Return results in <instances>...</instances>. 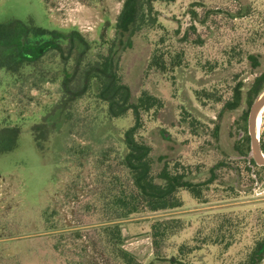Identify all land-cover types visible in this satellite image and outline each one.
<instances>
[{"label":"rangeland","instance_id":"374dc122","mask_svg":"<svg viewBox=\"0 0 264 264\" xmlns=\"http://www.w3.org/2000/svg\"><path fill=\"white\" fill-rule=\"evenodd\" d=\"M122 2L0 0V22L31 17L36 25L75 28L87 40L97 42L92 53L105 52L107 45L98 43L113 38ZM238 9L247 11V15L232 17ZM263 13L264 0H157L152 17L161 26L137 34L132 47L122 53L124 81L137 91L147 88L163 102L156 117L144 116L142 134L148 135L154 126L163 128L168 139L153 137L161 139L159 144L153 143L157 151L171 155V164L178 160L181 166L176 165L177 170L187 172L193 182H207L200 186L204 201L183 191L179 208L110 220L104 209L95 206L96 194L105 188L104 173L121 172L117 165L120 136L132 124L131 114L112 119L114 133L103 132L98 126L104 108L84 96L71 107L70 118L50 139L42 156L27 127L39 121L59 99V83L42 82L39 69L19 73L18 81L0 70V123L20 129L17 146L0 153V264H66L70 257L91 264H119L105 251L96 230L107 223L120 224V245L139 264H172L170 258L174 264H234L243 256L244 247L257 235L256 218L264 211V185L253 182L247 169L254 165L247 158L251 103L246 93L255 73L245 58L247 52H264V36L253 38L251 34ZM159 36L163 37L158 43L161 48L181 50L180 67L134 76L130 67L145 63ZM39 66L42 68V60ZM237 84L241 90L239 103L223 109ZM201 88L211 89L221 99L200 102L195 92ZM260 116L258 132L262 138L264 108ZM247 145L248 150L241 152ZM101 150H105L102 157ZM44 212L57 224L54 229L45 228ZM223 216L243 217L249 226L239 232L241 239L226 251L200 242V237ZM161 217L180 218L184 225L163 243V257L159 259L153 255L149 224ZM57 234L65 245L54 251L52 236ZM181 245L195 249L182 256L178 254Z\"/></svg>","mask_w":264,"mask_h":264},{"label":"trees","instance_id":"16d2710c","mask_svg":"<svg viewBox=\"0 0 264 264\" xmlns=\"http://www.w3.org/2000/svg\"><path fill=\"white\" fill-rule=\"evenodd\" d=\"M155 1L157 0H123L114 25L113 38L108 42L98 43L100 46L107 45L105 52L98 50L92 53L91 50L96 47L97 42L87 40L75 28L61 29L47 27L44 24L36 25L31 17L25 21L14 18L0 22V70L18 81L21 79L19 73L39 69L40 72L42 71V82L58 81L59 83V99L46 109L39 121L32 122L27 127L35 147L42 152V156L50 139L59 134L63 122L70 118L71 107H74L84 96L92 97L104 108L101 110L102 122L98 126L103 132L108 130L114 133L115 126L112 119L131 114L132 124L125 128L120 136L122 148L117 154V165L121 168V172L110 175L104 173L105 188L96 194L95 206L104 209L110 220L127 218L132 214L179 208L183 205L181 195L183 191L188 192L198 201H204L200 186L207 182H193L187 172L177 170L176 165H180L178 160L171 164V155L165 151H157V146H153V143L161 142V139L153 140V137L168 139L164 134L165 130L154 126L150 128L148 135L142 134L146 123L144 116L148 115L150 119L156 117L163 106L162 100L147 88H140L137 91L124 81L121 72L122 53L132 47L134 37L145 30L149 32L161 26L157 19L152 17ZM231 15L234 18H242L247 15V11L238 9ZM253 33V38L264 36V13L261 21L251 32ZM162 41V36L155 40L150 54L144 60L145 63L130 67L129 71H133L134 76L137 77L142 73L144 75L148 70L165 73L180 67L181 50L177 51L171 46L161 48L158 43ZM245 58L251 71L255 73L246 93L247 102L250 104L264 87V68H262L264 52H247ZM41 60L42 68L39 66ZM195 94L200 102L203 99L213 101L221 99V96L211 89L201 88L196 90ZM240 96L241 90L237 84L231 90L230 98L224 102L223 109L236 106ZM19 133V128L0 123V153L10 151L17 146ZM215 134H217V126H215ZM148 136H151V140L147 139ZM260 145L264 151V135L260 138ZM245 150H248V145L241 152L245 153ZM99 153L102 157L105 155V150ZM104 159L101 161H105ZM251 163L254 165L255 178L251 175L250 166H247L249 176L253 182L259 181L264 185V165H256L253 160ZM100 168L101 166H98V169ZM49 217L50 215L44 212L47 230L54 229L57 225ZM242 218L237 216L218 218L217 222L209 227L208 232L200 237V242L205 245L220 246L222 251H226L241 239V236H238L239 232L249 227ZM256 219L254 227L257 235L252 237L250 245L244 247V255L234 264H260L264 257V211H261ZM183 225V221L177 217L155 218L150 222L149 233L154 257L162 259L160 257H163L161 253L163 243L182 230ZM96 230L105 251L116 262L139 264L135 256L120 245L122 241L120 224L107 223L97 227ZM52 237L54 238L52 249L59 251L65 245L61 244L62 237L59 234ZM193 249L195 246L181 245L178 254L184 256ZM169 260L172 264L175 263L171 258ZM66 264L91 263L81 258L70 257L67 258Z\"/></svg>","mask_w":264,"mask_h":264},{"label":"water","instance_id":"95a60500","mask_svg":"<svg viewBox=\"0 0 264 264\" xmlns=\"http://www.w3.org/2000/svg\"><path fill=\"white\" fill-rule=\"evenodd\" d=\"M264 108V87L256 94L252 100L247 113V134L249 137L248 160H253L255 164L264 165V151L260 145L259 133H256L254 117L255 114ZM253 168V167H252ZM260 264H264V257Z\"/></svg>","mask_w":264,"mask_h":264},{"label":"bare ground","instance_id":"6f19581e","mask_svg":"<svg viewBox=\"0 0 264 264\" xmlns=\"http://www.w3.org/2000/svg\"><path fill=\"white\" fill-rule=\"evenodd\" d=\"M261 111L262 110H259L256 114H255V117H254V122H255V128H256V133L258 134V129H259V124H260V121H261Z\"/></svg>","mask_w":264,"mask_h":264},{"label":"flooded vegetation","instance_id":"af4514ba","mask_svg":"<svg viewBox=\"0 0 264 264\" xmlns=\"http://www.w3.org/2000/svg\"><path fill=\"white\" fill-rule=\"evenodd\" d=\"M257 165V164H256ZM251 175H252V177H254L255 178V174H254V166H253V168L251 167ZM256 183H257V181H255Z\"/></svg>","mask_w":264,"mask_h":264}]
</instances>
